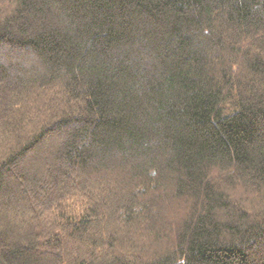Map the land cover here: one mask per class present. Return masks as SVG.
<instances>
[{"label":"trees","instance_id":"obj_1","mask_svg":"<svg viewBox=\"0 0 264 264\" xmlns=\"http://www.w3.org/2000/svg\"><path fill=\"white\" fill-rule=\"evenodd\" d=\"M1 45L0 264H264V0H0Z\"/></svg>","mask_w":264,"mask_h":264},{"label":"rangeland","instance_id":"obj_2","mask_svg":"<svg viewBox=\"0 0 264 264\" xmlns=\"http://www.w3.org/2000/svg\"><path fill=\"white\" fill-rule=\"evenodd\" d=\"M0 48H1V49H4V48H7V47H5V45H1ZM7 49H8V50H7V53H6V54H7L8 56H11V54H13V53L16 52V51L21 52L20 50L9 49V48H7ZM9 61H13V60H10V59H9Z\"/></svg>","mask_w":264,"mask_h":264}]
</instances>
